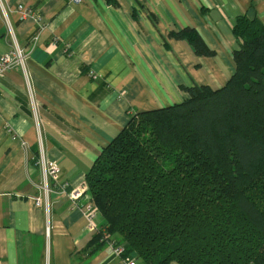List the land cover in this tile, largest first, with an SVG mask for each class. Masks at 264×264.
<instances>
[{
  "label": "crops",
  "instance_id": "crops-1",
  "mask_svg": "<svg viewBox=\"0 0 264 264\" xmlns=\"http://www.w3.org/2000/svg\"><path fill=\"white\" fill-rule=\"evenodd\" d=\"M6 1L40 17L36 24L10 16L29 51L39 128L22 74L8 71L0 78V264H43L45 216L32 203L40 182L38 132L67 191L83 188L102 149L132 116L179 104L188 88L214 90L227 82L239 47L232 23L245 15L264 25V0ZM180 32L187 35L179 38ZM190 34L208 54L196 53ZM9 49L0 20V58ZM51 202L50 264H127L126 257L144 264L113 253L117 235L96 242L104 225L99 214L89 229L66 197L52 194ZM77 202L82 206L85 198Z\"/></svg>",
  "mask_w": 264,
  "mask_h": 264
},
{
  "label": "trees",
  "instance_id": "trees-1",
  "mask_svg": "<svg viewBox=\"0 0 264 264\" xmlns=\"http://www.w3.org/2000/svg\"><path fill=\"white\" fill-rule=\"evenodd\" d=\"M231 31L235 70L221 88L135 114L94 161L96 242L117 235L144 264H264V25L241 15Z\"/></svg>",
  "mask_w": 264,
  "mask_h": 264
},
{
  "label": "built area",
  "instance_id": "built-area-1",
  "mask_svg": "<svg viewBox=\"0 0 264 264\" xmlns=\"http://www.w3.org/2000/svg\"><path fill=\"white\" fill-rule=\"evenodd\" d=\"M69 4L78 5L85 0H67ZM18 15L20 20L27 18L32 19L36 24H39L40 17L30 8L24 5H10L6 0H0V20L4 23L6 28V36L10 43V49L0 58V78H2L8 71L18 70L22 74L25 82L27 96L31 113L35 119L37 130L38 124V106L35 99V94L31 82L30 75L27 69V61L29 58V51L20 46L15 29L11 22V15ZM36 37L32 38L30 44H35ZM92 77V73L89 72ZM24 145V143H22ZM34 164L40 172V182L35 185L36 195L33 196L32 203L34 207L42 209L45 216V247L43 253V264H50L51 249H50V229L52 220V202L51 195L58 194L66 197L70 201L73 208H78L83 215L86 225L89 229H94V220L98 211L91 199L87 197L88 186L80 189H71L67 191L68 184L60 181V169L54 161H51L46 156L44 151L42 137L38 132L37 137V155L34 158ZM85 198L84 204L81 206L77 200ZM112 251L116 256H121L124 253V248L120 245L110 244ZM132 257V256H131ZM127 264H135L134 260L129 257L124 258Z\"/></svg>",
  "mask_w": 264,
  "mask_h": 264
}]
</instances>
